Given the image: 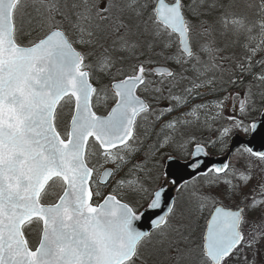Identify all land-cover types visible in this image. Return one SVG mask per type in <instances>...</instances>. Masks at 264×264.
<instances>
[{
  "label": "snow or ice",
  "instance_id": "snow-or-ice-1",
  "mask_svg": "<svg viewBox=\"0 0 264 264\" xmlns=\"http://www.w3.org/2000/svg\"><path fill=\"white\" fill-rule=\"evenodd\" d=\"M0 264H264V0H0Z\"/></svg>",
  "mask_w": 264,
  "mask_h": 264
},
{
  "label": "rangeland",
  "instance_id": "rangeland-1",
  "mask_svg": "<svg viewBox=\"0 0 264 264\" xmlns=\"http://www.w3.org/2000/svg\"><path fill=\"white\" fill-rule=\"evenodd\" d=\"M31 239H32L33 243H35L36 240H37V236L33 235V236L31 237Z\"/></svg>",
  "mask_w": 264,
  "mask_h": 264
},
{
  "label": "water",
  "instance_id": "water-1",
  "mask_svg": "<svg viewBox=\"0 0 264 264\" xmlns=\"http://www.w3.org/2000/svg\"><path fill=\"white\" fill-rule=\"evenodd\" d=\"M194 147V146H193Z\"/></svg>",
  "mask_w": 264,
  "mask_h": 264
}]
</instances>
